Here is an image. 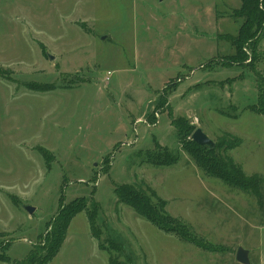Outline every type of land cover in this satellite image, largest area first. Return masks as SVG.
I'll return each instance as SVG.
<instances>
[{
    "label": "rangeland",
    "instance_id": "rangeland-1",
    "mask_svg": "<svg viewBox=\"0 0 264 264\" xmlns=\"http://www.w3.org/2000/svg\"><path fill=\"white\" fill-rule=\"evenodd\" d=\"M239 6L0 0V258L8 260L0 264L42 251L48 223L73 201L87 208L47 264H241L240 247L264 264V196L207 176L181 150L171 120L186 118L215 143L239 139L224 153L264 178V115L245 108L257 103L264 36L257 49L245 46L246 61L234 57ZM215 7L223 24L211 56L185 39L209 32ZM158 147L180 153L178 162H143ZM122 184L165 200L209 249L121 203Z\"/></svg>",
    "mask_w": 264,
    "mask_h": 264
},
{
    "label": "trees",
    "instance_id": "trees-1",
    "mask_svg": "<svg viewBox=\"0 0 264 264\" xmlns=\"http://www.w3.org/2000/svg\"><path fill=\"white\" fill-rule=\"evenodd\" d=\"M232 17L239 22L237 35L232 36L233 46L236 49L235 58L247 60L245 46L257 49L264 36V0H240V6L233 9ZM235 80V79H233ZM258 97L257 103L245 107L256 114L264 115V76L257 77ZM238 117V113L234 115ZM172 125L180 138L181 150L190 155L196 165L209 177L221 180L226 185L255 194L259 201L263 200L264 178L259 175H247L242 166L224 152L236 148L240 140H221L210 149L206 145H200L192 138L195 131L193 125L184 117H171ZM224 150V151H222ZM180 158V153H173L167 149L158 147L157 152L148 154L143 162L156 166L175 165ZM117 199L131 207L137 214L145 218L160 230L174 232L182 238H189L202 248L209 249L202 238L197 237L191 228L180 219L172 217L167 212V202L155 194H149L133 184L118 185L114 189ZM84 204L75 201L62 204V210L54 221L48 223L45 235V247L39 253L31 251L23 260L15 261V264H47L60 251L66 239V234L73 218L85 210ZM92 230L94 229L95 216L89 215ZM187 240V239H186ZM0 261L8 260L0 258Z\"/></svg>",
    "mask_w": 264,
    "mask_h": 264
},
{
    "label": "crops",
    "instance_id": "crops-1",
    "mask_svg": "<svg viewBox=\"0 0 264 264\" xmlns=\"http://www.w3.org/2000/svg\"><path fill=\"white\" fill-rule=\"evenodd\" d=\"M161 1H163V0H161ZM218 9H217V7H215V11H213V9H211L210 11H211V14L213 15V17H211V19H210V21H206L207 22V28H209V32H207V33H204L203 34V36L200 38V39H198V40H192V35H189V33H186L187 34V37H186V39L185 40H188L189 41V43L191 42V41H193V42H203L204 43V47H208V49H209V55H211V56H213V55H215V54H217L218 52H217V50H218V46H217V44H216V40H217V35L219 34V33H221V32H219L220 31V25H222L223 24V21H222V17L220 16H218V14L219 15H221V13H219L218 11H217ZM202 13H200L198 16H200ZM178 19V17L176 16V17H174V20L173 21H176ZM209 37V38H208ZM199 40H202V41H199ZM198 43V44H199ZM187 55V54H186ZM187 63H192L193 61H196L195 60V58H191L190 56H187ZM186 66H189L188 64H186Z\"/></svg>",
    "mask_w": 264,
    "mask_h": 264
},
{
    "label": "water",
    "instance_id": "water-1",
    "mask_svg": "<svg viewBox=\"0 0 264 264\" xmlns=\"http://www.w3.org/2000/svg\"><path fill=\"white\" fill-rule=\"evenodd\" d=\"M50 57L51 60L54 59V57ZM192 139L200 145L208 146L210 149H213L215 147V142L200 127H198L193 132ZM26 209L29 213H33L35 210V208L32 206H26ZM236 259L241 264H251L249 251L243 247H240L237 250Z\"/></svg>",
    "mask_w": 264,
    "mask_h": 264
}]
</instances>
